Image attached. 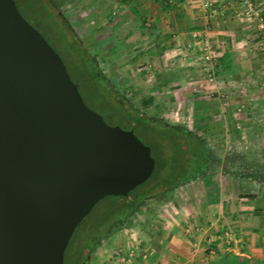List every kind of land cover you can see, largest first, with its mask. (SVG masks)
<instances>
[{"label": "water", "instance_id": "1", "mask_svg": "<svg viewBox=\"0 0 264 264\" xmlns=\"http://www.w3.org/2000/svg\"><path fill=\"white\" fill-rule=\"evenodd\" d=\"M151 147L84 101L59 53L0 0V264H64L83 218L155 169Z\"/></svg>", "mask_w": 264, "mask_h": 264}, {"label": "rangeland", "instance_id": "2", "mask_svg": "<svg viewBox=\"0 0 264 264\" xmlns=\"http://www.w3.org/2000/svg\"><path fill=\"white\" fill-rule=\"evenodd\" d=\"M43 1L55 8L58 19L78 38L83 49L96 62L101 75L96 80L91 79L90 74L95 69L84 63L83 52L79 48H73L71 52L65 46L61 41L63 35L58 31L35 27L61 56L86 104L100 113L108 124L129 129L131 116H135L133 111H136L150 119H160L167 126L185 128L209 147L208 168L201 176H216L225 166L235 168L237 172L251 164L258 167L264 164V154L260 151L264 121H254L255 132L247 137L245 132L239 133L241 124L233 120L224 121L218 116L230 107L227 98L230 92H223L218 86L221 61L218 53L214 65L207 70L202 66L198 40L191 37L181 49H168L169 43L154 32L151 19L143 18L136 10L126 12L122 6L114 8L113 13L106 4L107 0ZM228 3L233 5L231 17L250 23L253 34L259 33L260 38L264 33V27L259 26L264 23V9L260 4L264 0H229ZM204 8L207 14L209 9L215 8L214 3L210 1V5ZM23 13L32 25L36 24L26 11ZM204 25V30L209 31V25ZM188 43L192 44V51L186 50ZM259 43V49L255 51L264 56V45ZM251 106L250 111L261 112L260 105ZM168 130L158 127L155 132L147 134L149 136L135 130L140 139L151 147L156 169L126 198L108 196L94 205L75 228L65 249L64 264H74L84 249L93 245L94 236L101 237L103 245L108 242L107 233L118 226L112 225L105 235L106 227L102 228L100 223H110L108 216L115 212L117 205H131L142 199L137 210L127 217V224H131V218L135 216L142 220L137 216L139 210H145L149 215L158 212V205L162 204L158 201L162 198L156 196L158 188H152L150 182L162 187L186 181L189 166L185 163L183 150L175 139L172 140ZM249 147H254L255 152L251 153ZM162 163L164 169L159 172ZM179 188L180 185L173 187L165 198H170ZM225 232L228 233L227 230Z\"/></svg>", "mask_w": 264, "mask_h": 264}, {"label": "crops", "instance_id": "3", "mask_svg": "<svg viewBox=\"0 0 264 264\" xmlns=\"http://www.w3.org/2000/svg\"><path fill=\"white\" fill-rule=\"evenodd\" d=\"M203 1L107 0L106 4L113 13L123 6L126 12L132 9L150 18L154 32L175 51L191 40L192 31L208 24L206 33L218 44L221 58L218 86L230 92V107L218 116L241 124L239 133L250 137L254 121H264V56L255 51L258 42L264 45V33L259 38L250 23L234 20L229 0H206L215 7L207 14ZM260 5L263 10L264 3ZM251 105H260L261 112L250 111ZM261 127L262 138L264 123ZM261 145L264 154V139ZM238 170L225 166L216 176L181 183L170 198L158 201L162 204L156 215L139 210L142 220L135 216L131 224L109 231L108 242L94 246L84 264H121L123 255L135 246V264H219L220 260L264 264V164Z\"/></svg>", "mask_w": 264, "mask_h": 264}, {"label": "trees", "instance_id": "4", "mask_svg": "<svg viewBox=\"0 0 264 264\" xmlns=\"http://www.w3.org/2000/svg\"><path fill=\"white\" fill-rule=\"evenodd\" d=\"M15 1H16L17 7L19 11L21 12V14L27 19V17L23 13V11L24 12L26 11V13L30 15L34 23H36V24H33L34 27L38 25L46 29L48 27L52 31L53 30L56 32L58 31L59 35H63L61 41L65 43V46L71 52L73 48H77V49L79 48V50L83 52L81 57L84 63L86 65L88 64V66L95 69V71L92 74H90V77L92 80H96V77L98 78L101 75L99 69L96 66V62L83 49L78 38L75 35L71 34L70 29L66 26L64 22L58 19V16H56L57 14L55 12V8H53L50 4L46 3L43 0H15ZM79 82H81V80ZM133 113H135L134 115L136 117L131 116L132 122L130 124L131 127L129 129H132L135 134H136V131H135L136 129H138L139 132L143 133L144 136H149L147 134H150L153 131L155 132L158 127H165L169 129L168 134L172 136L171 137L172 140L175 139L178 142L180 149L183 150V156L185 158V163H187V165L189 166L190 173L189 175H187L185 180L199 177L204 172L207 171V168H208L207 163L209 161L210 150L207 144L201 138L189 132L185 128H176V127L167 126L163 124L160 119H150L146 116L139 114L136 111H133ZM156 167H157V163L155 164V169ZM163 169H164V163L160 164L159 172H161ZM150 184H152V188H158L159 193H157L156 196L166 200L169 197L168 196L165 198L166 193L169 191H172L173 187H175L176 185H180V182L174 183L169 186L168 185L162 186V187L158 186L157 184L151 183V182ZM109 196L114 197L115 195H109ZM126 196L117 195L116 198H126ZM141 202H142V199H139L131 205H127L128 203H122L120 205H117L115 212H111V214L108 216L107 221L110 219L111 220L109 221L110 223L109 224L100 223L102 228L106 227V229L104 230L105 231L104 234L106 235L107 231L112 225H116L118 227H122L126 225L128 223L127 217L131 215L133 210L137 209L138 205ZM101 240H102L101 237L94 236L92 244L95 245L99 243ZM90 247H87L84 249L79 259L74 264H83L85 260V256ZM219 264H231V262L229 260H220Z\"/></svg>", "mask_w": 264, "mask_h": 264}, {"label": "built area", "instance_id": "5", "mask_svg": "<svg viewBox=\"0 0 264 264\" xmlns=\"http://www.w3.org/2000/svg\"><path fill=\"white\" fill-rule=\"evenodd\" d=\"M209 5L210 2L206 1L203 3L204 7H208ZM250 10H252L251 6H250ZM191 37L194 40L199 41L201 47V52L199 56L202 59V66L205 67L204 69L208 70L215 63V57L216 54L218 53L217 49L219 48L218 45L217 46L216 44L214 45V42H212V40L206 33V30H194L191 32ZM192 47H193L192 44L188 43L186 50L192 51ZM135 249H137L136 246L134 248L129 249L128 252L123 255V257L121 258L122 260L121 264H135L136 262Z\"/></svg>", "mask_w": 264, "mask_h": 264}, {"label": "flooded vegetation", "instance_id": "6", "mask_svg": "<svg viewBox=\"0 0 264 264\" xmlns=\"http://www.w3.org/2000/svg\"><path fill=\"white\" fill-rule=\"evenodd\" d=\"M101 242H102V240H101ZM97 244H98V243H97ZM97 244H95V245H93L92 247L89 248V250H88V252H87V254H86V256H85V260H84L83 264H84L85 262H87V260L89 259V257H90L91 254H92V251H93V249H94V246H96Z\"/></svg>", "mask_w": 264, "mask_h": 264}]
</instances>
